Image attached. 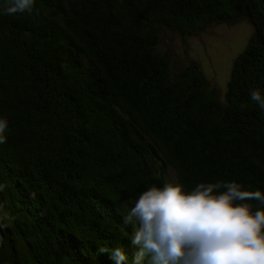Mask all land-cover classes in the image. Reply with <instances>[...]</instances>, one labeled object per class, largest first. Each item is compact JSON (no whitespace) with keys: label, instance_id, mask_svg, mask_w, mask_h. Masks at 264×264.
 I'll use <instances>...</instances> for the list:
<instances>
[{"label":"trees","instance_id":"16d2710c","mask_svg":"<svg viewBox=\"0 0 264 264\" xmlns=\"http://www.w3.org/2000/svg\"><path fill=\"white\" fill-rule=\"evenodd\" d=\"M241 19L253 34L221 101L198 62L163 48V33ZM252 90L264 97V0L0 7V264H115L117 247L133 264L125 218L169 166L188 190L235 181L264 193V109Z\"/></svg>","mask_w":264,"mask_h":264},{"label":"clouds","instance_id":"9594fccd","mask_svg":"<svg viewBox=\"0 0 264 264\" xmlns=\"http://www.w3.org/2000/svg\"><path fill=\"white\" fill-rule=\"evenodd\" d=\"M34 3L3 0L0 7L6 15L31 13ZM250 95L264 109L260 91ZM7 126L0 118V143ZM125 222L133 225V264L146 257L149 264H264V193L235 181L200 182L191 190L176 180L149 186ZM111 255L115 264L128 259L120 247Z\"/></svg>","mask_w":264,"mask_h":264},{"label":"rangeland","instance_id":"374dc122","mask_svg":"<svg viewBox=\"0 0 264 264\" xmlns=\"http://www.w3.org/2000/svg\"><path fill=\"white\" fill-rule=\"evenodd\" d=\"M252 34V25L241 19L233 24H213L199 36L181 38L174 31H165L162 43L164 49L174 53L175 60L189 57L198 62L209 85L218 91L223 101L233 62ZM155 177L157 186L170 180L180 183L177 172L170 166L157 170Z\"/></svg>","mask_w":264,"mask_h":264},{"label":"water","instance_id":"95a60500","mask_svg":"<svg viewBox=\"0 0 264 264\" xmlns=\"http://www.w3.org/2000/svg\"><path fill=\"white\" fill-rule=\"evenodd\" d=\"M2 238H3V235H2V231L0 229V246H1V243H2Z\"/></svg>","mask_w":264,"mask_h":264}]
</instances>
